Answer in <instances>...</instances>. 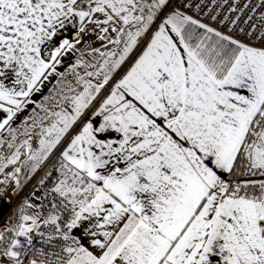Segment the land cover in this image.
<instances>
[{
    "label": "snow or ice",
    "instance_id": "6c2138e0",
    "mask_svg": "<svg viewBox=\"0 0 264 264\" xmlns=\"http://www.w3.org/2000/svg\"><path fill=\"white\" fill-rule=\"evenodd\" d=\"M0 177V264H264V0H0Z\"/></svg>",
    "mask_w": 264,
    "mask_h": 264
},
{
    "label": "crops",
    "instance_id": "0c3cea01",
    "mask_svg": "<svg viewBox=\"0 0 264 264\" xmlns=\"http://www.w3.org/2000/svg\"><path fill=\"white\" fill-rule=\"evenodd\" d=\"M84 40H85V43L88 44L90 47L85 48L84 44L78 46V48L80 50H78L75 54H69L68 58L65 60L66 65L74 63L76 61V59H78V58H81L88 63H96V60L98 59V57L96 56V54H90V49L95 48V47H99L100 41L96 40L94 36H86L84 38ZM109 47H112V46L109 45ZM126 67H127V65H125V68ZM87 70L92 71L91 68H88ZM77 71H79L82 75L83 72L85 71V69L82 67V68L78 69ZM121 71H123V69ZM68 79L71 80L72 77L69 76ZM37 131H38V129H37ZM22 159H23V157H22ZM0 178H2V177H0ZM14 205H15V201L13 202V206ZM8 211L9 210L6 208L5 212L7 213ZM0 223H3V221H0Z\"/></svg>",
    "mask_w": 264,
    "mask_h": 264
},
{
    "label": "built area",
    "instance_id": "2783aa9c",
    "mask_svg": "<svg viewBox=\"0 0 264 264\" xmlns=\"http://www.w3.org/2000/svg\"><path fill=\"white\" fill-rule=\"evenodd\" d=\"M27 189H25V191H26Z\"/></svg>",
    "mask_w": 264,
    "mask_h": 264
}]
</instances>
